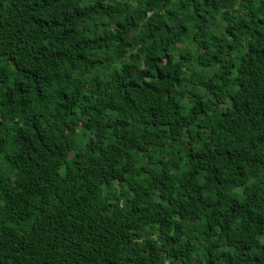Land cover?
Returning <instances> with one entry per match:
<instances>
[{"label":"trees","instance_id":"1","mask_svg":"<svg viewBox=\"0 0 264 264\" xmlns=\"http://www.w3.org/2000/svg\"><path fill=\"white\" fill-rule=\"evenodd\" d=\"M0 264H264V0H0Z\"/></svg>","mask_w":264,"mask_h":264},{"label":"rangeland","instance_id":"2","mask_svg":"<svg viewBox=\"0 0 264 264\" xmlns=\"http://www.w3.org/2000/svg\"><path fill=\"white\" fill-rule=\"evenodd\" d=\"M190 48H192V45H190Z\"/></svg>","mask_w":264,"mask_h":264}]
</instances>
